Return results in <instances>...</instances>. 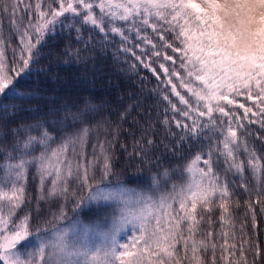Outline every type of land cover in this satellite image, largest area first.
<instances>
[{"label":"snow or ice","instance_id":"snow-or-ice-1","mask_svg":"<svg viewBox=\"0 0 264 264\" xmlns=\"http://www.w3.org/2000/svg\"><path fill=\"white\" fill-rule=\"evenodd\" d=\"M65 29L150 70L175 165L152 155L151 118L129 151L119 124L95 119L102 106L29 121L23 103H4L35 96L18 85L46 73L49 41ZM117 144L151 173L136 187L116 170ZM0 157V264H264V0H0ZM237 190L247 196L238 227ZM100 201L113 205L107 223L59 226L69 202L78 213ZM42 202L57 207L45 214Z\"/></svg>","mask_w":264,"mask_h":264},{"label":"trees","instance_id":"trees-1","mask_svg":"<svg viewBox=\"0 0 264 264\" xmlns=\"http://www.w3.org/2000/svg\"><path fill=\"white\" fill-rule=\"evenodd\" d=\"M84 36L87 39L88 32L86 30ZM13 42L15 43V38ZM116 47V44H109L102 51L99 45L93 47L92 44L85 45L83 41L77 42L75 32L69 33L65 29L62 34L57 33L55 39L49 41V48L53 54L45 57L41 63V67L47 69L46 73L34 72L30 79L23 80L18 85L21 91L34 92L35 96L27 100L11 101L5 99L4 103L9 105L23 103L24 110L19 115L29 121L32 119H46L48 121L66 119L71 122L72 114L82 110L85 102L102 106L100 115H97L95 119H100L102 115L109 118L114 127L119 124L121 132L119 142L127 143L129 151H132L133 141L141 137L140 129L146 127V121L151 118L155 125L157 141L156 149L152 155L154 157L160 156L164 167H171L177 161L172 160L170 151L165 148V144L171 148V137H166L164 129L160 127L157 120V113L164 107L163 104L157 107L158 97L153 91L158 87V81L150 70L144 69L142 65H139L136 71H131L129 64L133 63L132 58L130 56L126 58L122 54H119L118 58L114 56ZM65 48L81 49L79 57L72 53H65ZM8 56H11L10 49ZM125 60L127 63L124 62ZM73 104L77 107H72ZM65 105L68 107H64ZM11 110L13 109L10 108ZM122 115L124 119H121ZM21 122L23 121H16V123ZM252 131H259V126L253 125ZM256 143L258 145L259 142ZM114 163L116 170L124 173L123 179L129 187H136L143 182L145 177L151 175L140 164L139 160L130 162L131 166H128L127 156L126 154L122 155L119 144L115 148ZM137 166L141 168L140 172L136 171ZM152 171L154 172L155 169ZM249 180L251 181L250 176ZM36 183L30 175L27 191L33 198V208H35V197L38 195ZM236 196L240 199L241 207L235 208L233 206L232 211L238 227L244 219L243 202L247 196H244L240 190H237ZM112 206L110 201L92 202L83 205L78 213H73L71 211L72 202H69L67 204L69 210L67 218L60 221L59 226H69L77 216L84 223L92 224L97 221L107 223L111 217ZM56 207L57 205L51 202H42L41 204V209L45 214L49 212V209L55 210ZM212 216L214 220H217L219 211H214ZM215 227L219 230L218 222ZM250 231L252 230L250 229ZM255 233L261 245H264V214L260 213L259 208H257ZM249 258L251 259V256Z\"/></svg>","mask_w":264,"mask_h":264},{"label":"rangeland","instance_id":"rangeland-1","mask_svg":"<svg viewBox=\"0 0 264 264\" xmlns=\"http://www.w3.org/2000/svg\"><path fill=\"white\" fill-rule=\"evenodd\" d=\"M62 227H65V226H62ZM68 227V226H67ZM31 239V238H30Z\"/></svg>","mask_w":264,"mask_h":264}]
</instances>
